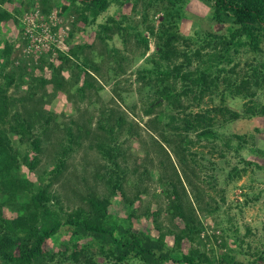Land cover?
I'll return each instance as SVG.
<instances>
[{"label": "trees", "instance_id": "obj_1", "mask_svg": "<svg viewBox=\"0 0 264 264\" xmlns=\"http://www.w3.org/2000/svg\"><path fill=\"white\" fill-rule=\"evenodd\" d=\"M69 1L75 7L76 19L84 24V33L89 27L96 29L95 37L99 44L104 45L102 48L111 53L107 54L110 60L103 52L97 54L87 41H76L75 27L73 32L66 35L65 51L56 47L42 55L40 64H48L52 82L68 95L67 101H72L75 93H78L81 102L85 99L91 101L93 90L98 95L104 84L112 85V93L119 103L136 114L135 106L130 107L127 102L133 99L131 84L121 77L128 72L132 62L138 58L143 60V65L135 73L138 92L146 99L143 115L150 117L149 122L153 125L164 124L163 140L157 136L154 138L168 158L171 152L168 146L174 141L165 132H175L180 137L183 135L179 143L185 145L174 149L175 155L185 166L187 160L181 152L194 143L190 134L194 133L198 142L220 138L210 111L185 113L191 106L185 105V102L189 100L191 104H200L206 96L214 94L220 84H225L233 97L251 96L254 95L251 89L258 88L264 82V61L259 62V57L264 55V0H201L210 4L212 12L207 16L208 21L224 25L225 29H208L201 33L200 40L187 39L178 33L189 0ZM48 2H31L27 8V12H36L34 18L38 23L34 32H28L25 38V43L33 48L37 43L34 39L40 34L35 31L52 23ZM2 4H5V0H0V25L12 21L20 26L23 34L24 29L30 27L29 22L22 23L25 12L15 9L18 14L15 16ZM115 5L117 10L114 12L117 14L123 12L126 5H131L132 11L141 15L140 20L136 21L132 13L123 12L119 17L108 14ZM67 9L64 5L56 15L61 18ZM152 11L153 16L159 12L163 14L157 28L152 24L153 19L148 20ZM105 14H108L107 18L101 19ZM50 28V34L56 32L55 26ZM115 36L124 45L131 44V39H135L137 44L130 47L133 48V55H127L128 45L120 53L113 41ZM149 37L154 39L156 51L147 56ZM181 40L185 45L183 49L178 45ZM193 43L199 46L193 48ZM140 45L143 50L139 49ZM87 49L92 56L86 54ZM13 51L14 43L5 45L2 54L5 62L0 75L9 66ZM53 51L56 52L55 57ZM242 54H250L252 60L237 84L231 75L237 74L238 64L234 62ZM40 64L33 65L32 71L37 68L44 70ZM19 67L5 74L7 82L0 84V264H54L55 261L58 264H128L133 261L139 264H257L237 261L228 249L219 254L207 249L208 242L219 238L215 233L209 235L203 222L212 209L204 201L203 192L195 191L190 182L188 185L192 190L187 191L175 164L172 171L177 179L170 180L164 190L166 210L172 226L165 227L159 222L161 210L147 209L142 216L137 215L136 203L143 199L146 191L140 187L133 197L128 196L124 185H130L132 181L127 176L128 167L120 164L121 159L127 163V151H124L123 144L141 136L135 128L138 124L128 117L127 109L118 114L116 109H109L108 114L102 110L95 122L92 114L85 119L80 117L77 122L72 121V126H65L66 138L59 143L60 148L56 150L51 166L48 164L49 170L45 166L43 170L38 169L44 145L50 142L44 140L43 135L56 118L46 116L37 109L26 108L25 113L19 110L17 103L21 99L8 94V89L16 80L22 82L28 75H18L16 70ZM69 68L79 71L66 78L65 72ZM225 71L230 75H223ZM46 84V78L35 77L31 83L34 87L30 86L33 90L31 96L37 93L36 88L43 89ZM67 84L70 87L68 91ZM164 104L165 110L160 109L155 113ZM215 112L223 114L229 111L221 108L215 109ZM249 112L251 116H264V107L260 112L251 107ZM230 114L233 118L239 116L237 113ZM73 127L77 128L78 135L74 134ZM91 135L96 139L93 148L107 161L105 174L97 175L105 185L106 192L101 195L85 183L87 192L81 197L84 204L65 210L54 187L65 171L68 156L81 146L84 136L91 139ZM121 136H125L124 142H120ZM226 145L229 147V142ZM193 162H196L194 158ZM24 167L28 168L29 174L36 175V181L26 176ZM233 170L236 176H241V170ZM118 203L125 206L127 225L115 219L110 210ZM143 216L152 222L147 232L135 230L137 225L134 220L141 222ZM63 229L68 231L69 238L58 244L56 237ZM184 241L190 244L186 250L183 249ZM220 246L221 249L226 248L225 242Z\"/></svg>", "mask_w": 264, "mask_h": 264}, {"label": "rangeland", "instance_id": "obj_2", "mask_svg": "<svg viewBox=\"0 0 264 264\" xmlns=\"http://www.w3.org/2000/svg\"><path fill=\"white\" fill-rule=\"evenodd\" d=\"M38 1L41 0H5V4H2L3 8L13 12L15 16H18L15 9L25 12L22 23L29 22L28 25L30 27H26L23 34L20 26L12 21L0 25V70L5 62L2 55L5 45L14 43V51L10 58L9 66L0 75V84H6L7 80L4 75L12 72L13 69H16L15 67L20 65L16 70L18 75L20 73H28V75L25 76L22 82L16 80V83L8 89V94L21 99L17 106L23 113L26 112V108L28 110L37 109L46 116L51 115L56 118L54 122L52 121L48 125L49 128L46 131V135H43V139H47L50 142L44 145L42 162L38 164V169L43 170L45 166L49 170V166H51L56 154L55 152L60 148L59 143L66 138L65 126H72V121L77 122L80 117L85 119L92 114L95 122L102 110L108 114L109 109H116V113L127 109L129 111L126 110L128 117L138 124L135 128L138 129L141 136L123 144L124 151H127V163L121 159L120 164L122 167H128L129 173L127 176L132 181V184L125 183L124 185L128 196L133 197L140 187L146 191L143 199L136 203L137 215L142 216L147 209L151 211L161 210L159 222L165 227L172 226L170 216L166 210L167 199L164 195V190L170 180L177 179L172 171V165L175 164L184 185L187 187V191L192 190L188 185V182H190L194 185L195 191L198 189L203 192L204 201L208 202L210 209H212L210 213L206 214L203 222L207 226V233L209 235L215 233L219 238L208 242L207 249H213L217 254L228 249L237 261L264 264V116H251L252 114L249 112L251 107H254L257 112H260L264 107V82L258 88L251 89V93H254L251 96L233 97L225 84H220L219 89L214 94L206 96L200 104H191L189 100L185 102V105H191L185 110V113L210 111V116L214 118V128L219 131L220 135V138L215 140H201L198 142L195 134H190V138L194 143L186 146L187 149L181 152L182 157L187 160V165L185 166L179 161L178 156L175 155L174 149V147L181 148L185 145L184 143H179L183 135L180 137L175 132H165L174 141V144L168 146L171 150L169 153L170 158H168L167 154L160 150L159 145L155 142L157 140L154 138L157 136L159 140L162 139L161 134L162 130H164V124L153 125L149 122L150 117L143 115L142 109L146 99L138 92L137 87L139 84L135 82V73L143 65V60L138 58V60L132 62L128 72L121 77L131 84L133 99L127 102L130 107L135 106L136 114H132L131 110H129L130 108L124 109V106L119 103L112 93V85H107L100 81L99 83L104 84V88L98 95L93 90L91 92L93 95L91 101L85 99L81 102L78 98V93H75L73 100L69 99L71 101L69 103L67 101L68 95L64 94L61 88L58 89L55 83L52 82V75L47 63H41L44 70L37 68L34 72L32 71L33 65L40 64L42 55L48 53V49L57 47L65 51L66 35L70 31L73 32L75 27H77V32H75L76 41L80 43L87 41L89 45H93L97 54L99 52H103L106 55L111 54L104 50L105 47L104 49L102 48L104 45L99 44L95 37L97 34L94 27L87 28L84 33L82 30L84 24L76 19L75 7L71 5L69 0H49L48 7L51 10L49 19L52 23H44L46 28L35 31L37 34L40 33L35 37V39H38L36 40L37 46L33 50L29 49L28 44L25 43V38H27L28 32H34L33 29L38 23L34 18L36 17V12H27V8L29 3H38ZM64 5L68 9L60 18L56 14ZM114 10H117L116 5L112 6L108 14L119 17L120 14L122 16L123 12H125L128 14L132 13L136 21L141 18L140 14L132 11L131 5H126L120 14H117ZM211 12L210 4H205L201 0H189L184 8L178 33L187 39L198 40L202 36L201 33L208 29L223 31L225 29L224 25H215L208 21L207 16ZM152 13L153 11L150 12L148 20L153 19L154 22L152 24L157 28L161 20H163V14L159 12L153 16ZM108 14H105L101 19L105 20ZM50 26L56 27V32L52 31L51 35L46 33V30H51ZM113 41L120 53H123L126 45H128L129 50H126V53L127 55H133V48L131 49L130 47L137 44L135 39H131V44L133 45H124L122 40L116 36ZM110 45L113 46V43H110ZM178 45L180 49L185 46L183 40ZM192 46L197 48L199 45L193 43ZM139 47L140 50H143L141 48L143 46L140 45ZM155 51L154 39L149 37L147 56ZM86 54L92 56L89 49L86 50ZM55 55L56 52L53 51V56L55 57ZM106 57L109 59L108 55ZM261 57H259V62L264 61V55ZM251 60L252 56L250 54H242L235 60L234 64H238L237 74H233L231 77L237 84L248 70L247 66ZM114 64L116 65L115 62ZM230 67L231 65L227 67V70ZM78 71L76 68H69L65 72L66 78L70 77L71 74H76ZM223 75H230V72L225 71ZM35 77L38 79L46 78L48 84L43 89L40 87L36 88L37 93L31 96L33 92L31 87H34L31 83H33ZM64 88L62 89L64 90ZM69 89L70 87L67 84L66 90L68 91ZM78 106L79 108H77ZM164 106L165 104L163 107H158L155 113H158L160 109L165 110ZM221 108H226L229 112H223V114L215 112V109ZM230 113H237L239 116L233 118ZM73 131L75 135L79 134L76 127H73ZM91 136V139L84 136L81 140V146L68 156L65 171L54 187L61 198L65 210H71L79 204H84L81 201V197L85 196L87 192L85 183L97 190L101 195L106 192L105 185L97 175L105 174L104 167L107 165V161L93 148L96 139L93 138V135ZM119 139L120 142H124L125 136H121ZM227 141L229 142V147L226 145ZM33 155L31 154V156ZM193 158L196 162H193ZM234 168L241 170V176H236ZM243 169L245 170L243 171ZM28 171V168H23L26 176L32 181H36V175L34 173L29 174ZM160 178L162 179L161 182H159ZM223 198L225 201H223ZM214 208H217V210L214 211ZM110 210L115 219L127 225L124 205L120 203L114 204ZM134 223L137 225L135 230L143 229L145 232L149 231L152 224L151 220L145 219L144 216L141 222L135 219ZM65 229L61 230L56 237L57 243L64 241V239V242H66V239L68 241V231ZM169 240L173 244V241ZM223 241L226 244V248L221 249L220 245ZM189 246V243L183 242L184 250ZM54 264H58V262L55 261ZM128 264L139 263L133 261Z\"/></svg>", "mask_w": 264, "mask_h": 264}, {"label": "built area", "instance_id": "obj_3", "mask_svg": "<svg viewBox=\"0 0 264 264\" xmlns=\"http://www.w3.org/2000/svg\"><path fill=\"white\" fill-rule=\"evenodd\" d=\"M46 33H48L49 35H51V34H50V31H48V30H46ZM35 40H38V39H35ZM36 42H37V41H36ZM36 46H37V45H36ZM28 48L33 50V46H31V45H28Z\"/></svg>", "mask_w": 264, "mask_h": 264}]
</instances>
